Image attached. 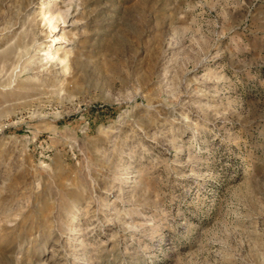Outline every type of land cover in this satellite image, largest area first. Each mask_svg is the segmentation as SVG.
<instances>
[{
	"label": "rangeland",
	"instance_id": "1",
	"mask_svg": "<svg viewBox=\"0 0 264 264\" xmlns=\"http://www.w3.org/2000/svg\"><path fill=\"white\" fill-rule=\"evenodd\" d=\"M0 264H264V0H0Z\"/></svg>",
	"mask_w": 264,
	"mask_h": 264
},
{
	"label": "bare ground",
	"instance_id": "2",
	"mask_svg": "<svg viewBox=\"0 0 264 264\" xmlns=\"http://www.w3.org/2000/svg\"><path fill=\"white\" fill-rule=\"evenodd\" d=\"M48 3V2H47ZM52 5L49 3L46 7L42 6L40 8V13L42 15V19L44 24L47 25L49 29V33H53L56 30L57 27V20L58 19H63L61 10H57L51 7ZM64 37V36H63ZM52 48V46H51ZM50 47H47L45 50V57L47 59H53L56 54H59V50L57 49L56 51H53ZM61 60H66L68 59V54L65 53L63 56H60Z\"/></svg>",
	"mask_w": 264,
	"mask_h": 264
}]
</instances>
